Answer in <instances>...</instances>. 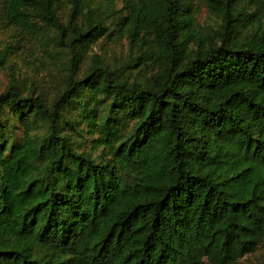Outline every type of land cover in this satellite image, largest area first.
<instances>
[{
  "label": "trees",
  "instance_id": "16d2710c",
  "mask_svg": "<svg viewBox=\"0 0 264 264\" xmlns=\"http://www.w3.org/2000/svg\"><path fill=\"white\" fill-rule=\"evenodd\" d=\"M0 17L45 73L11 68L0 92V264L264 247V0H0Z\"/></svg>",
  "mask_w": 264,
  "mask_h": 264
},
{
  "label": "rangeland",
  "instance_id": "374dc122",
  "mask_svg": "<svg viewBox=\"0 0 264 264\" xmlns=\"http://www.w3.org/2000/svg\"><path fill=\"white\" fill-rule=\"evenodd\" d=\"M117 2L120 5L121 0H117ZM197 7L200 11V22H208L209 15L205 6L201 3H198ZM21 35L22 34L20 31H17L15 27L9 25L4 18L0 17V51L10 43L15 45L14 49L11 50V53L7 54V58L0 62V92L4 89V87H6L8 83L10 74L9 71L11 68L12 73L16 71H22L21 77L40 75V77L45 78V73H41L42 65L40 62H37V60L32 58L29 52L30 47L25 44L24 41L19 42V44L17 43V37L20 38ZM113 46L114 45H112L109 51L111 49L119 50V48H115ZM94 51L98 55H102L100 54L101 52L98 48H95ZM237 264H264V247H260L254 254L244 257Z\"/></svg>",
  "mask_w": 264,
  "mask_h": 264
}]
</instances>
